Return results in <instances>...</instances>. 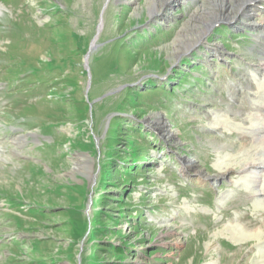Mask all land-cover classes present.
Segmentation results:
<instances>
[{"label": "rangeland", "instance_id": "374dc122", "mask_svg": "<svg viewBox=\"0 0 264 264\" xmlns=\"http://www.w3.org/2000/svg\"><path fill=\"white\" fill-rule=\"evenodd\" d=\"M162 1L0 0V264H264L261 42Z\"/></svg>", "mask_w": 264, "mask_h": 264}, {"label": "bare ground", "instance_id": "6f19581e", "mask_svg": "<svg viewBox=\"0 0 264 264\" xmlns=\"http://www.w3.org/2000/svg\"><path fill=\"white\" fill-rule=\"evenodd\" d=\"M186 1L187 0H180V1H178V0H163L161 2V6L159 7L160 8L159 10H162L163 7H168L171 10L172 8L175 7V4L183 5V4L187 3ZM210 1H211V7H212V10L209 9L210 10L209 18H211L210 24L212 25L213 22H217L222 17H226L229 21H231V20L235 21L236 20L239 24L245 25L246 27H248L252 31L257 32L256 38L261 42V49H262L261 54L264 56V18L256 19V16H258V15H255L259 10L261 11L262 9H264V0H210ZM159 10L156 8L150 10L151 11L150 16L152 18L157 17L156 15H158ZM216 12H218V14ZM166 18L167 17L164 16V19H166ZM101 26L103 29L104 28V21L102 22ZM256 68H257L256 71L258 73V77H261V79H264V60H263V63L260 62V64L257 65ZM247 80H249V79H247ZM262 83H263L262 86H264V82H262ZM157 121H158L157 126L162 131V133H164V137H165L166 141L171 142L173 147H178V141L176 139L177 135L168 129V125L166 123H164L161 118H158ZM261 131H263V130H261ZM260 132H259V134H260ZM261 135H263V134H261ZM254 136H255V134H254ZM25 139H26V137H25ZM20 140L23 141L22 138H20V139L15 138L12 143L14 145L18 146L21 143ZM4 149L5 148L0 145V155L4 151ZM183 165H184V169H183L184 172H186V170L188 172H193V174H195L197 180H200L203 182H208V183H216L220 180L231 179L232 176L237 173L234 170V166H231V165L228 166L227 165L228 167L223 168L219 174L211 175V174L207 173L206 171L201 170L199 165L193 164V162L187 158L185 160H183ZM240 165L242 167V173H247L251 183L258 184L260 182L261 178H263L264 157L257 158V157L252 156V157L248 158L247 160L240 162ZM255 193L257 196H262V198H264V189H257L256 188ZM256 233L257 232H255V234Z\"/></svg>", "mask_w": 264, "mask_h": 264}, {"label": "water", "instance_id": "95a60500", "mask_svg": "<svg viewBox=\"0 0 264 264\" xmlns=\"http://www.w3.org/2000/svg\"><path fill=\"white\" fill-rule=\"evenodd\" d=\"M109 1H110V0H107L106 5L104 6V9H103V12H102L103 14H104V10L107 8V6H108V4H109ZM103 14H102V15H103ZM100 21H101V22H100V25H99V28H98V35H97V38L99 37V35H100V33H101V30H102V26H101V24H102V22H103V17H102V16H101V20H100ZM97 38L94 40V42H93V44H92V46H91V48H90V50H89V54L87 55V58H86V63H87V60H88L90 54L96 49L95 42H96Z\"/></svg>", "mask_w": 264, "mask_h": 264}]
</instances>
